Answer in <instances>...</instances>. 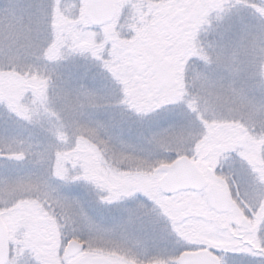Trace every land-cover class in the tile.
<instances>
[{
    "label": "rangeland",
    "instance_id": "rangeland-1",
    "mask_svg": "<svg viewBox=\"0 0 264 264\" xmlns=\"http://www.w3.org/2000/svg\"><path fill=\"white\" fill-rule=\"evenodd\" d=\"M197 2L114 0V19L94 28L83 0H0L11 259L71 264L62 249L79 238L76 257L125 264H177L198 248L264 264V0H202L178 26ZM129 33L153 53L146 83L116 63ZM183 155L228 194L225 214L202 192L158 191L161 165Z\"/></svg>",
    "mask_w": 264,
    "mask_h": 264
},
{
    "label": "water",
    "instance_id": "water-1",
    "mask_svg": "<svg viewBox=\"0 0 264 264\" xmlns=\"http://www.w3.org/2000/svg\"><path fill=\"white\" fill-rule=\"evenodd\" d=\"M83 18L91 27L98 28L110 23L115 16L114 0H83ZM200 5L190 12L187 22H193L199 15ZM162 175L157 180L158 191L165 196L179 192H202L207 207L217 214L228 210L230 200L226 192L216 186L209 185L203 172L188 157L181 156L169 164L161 166ZM84 245L76 240H69L63 250L65 257L79 254ZM7 257L6 227L0 218V264ZM178 264H220L219 258L209 250L184 251L178 255ZM73 264H123L100 256H80Z\"/></svg>",
    "mask_w": 264,
    "mask_h": 264
},
{
    "label": "snow or ice",
    "instance_id": "snow-or-ice-1",
    "mask_svg": "<svg viewBox=\"0 0 264 264\" xmlns=\"http://www.w3.org/2000/svg\"><path fill=\"white\" fill-rule=\"evenodd\" d=\"M124 39L133 43L129 45V50L122 51L120 59L116 63H120L121 60L125 62V73L134 83H146L152 75L153 53L146 45L138 41L133 33H129ZM135 45H139V48Z\"/></svg>",
    "mask_w": 264,
    "mask_h": 264
},
{
    "label": "flooded vegetation",
    "instance_id": "flooded-vegetation-1",
    "mask_svg": "<svg viewBox=\"0 0 264 264\" xmlns=\"http://www.w3.org/2000/svg\"><path fill=\"white\" fill-rule=\"evenodd\" d=\"M196 5H200L201 6V8H200V12H199V15H198V17L200 16V14H201V10L203 9L202 7H203V2H202V0H199V2H197L194 6H193V8L191 9V11L194 9V7L196 6ZM190 11V12H191ZM190 12L188 13V15L190 14ZM263 13H264V11H263ZM188 15H187V17L184 19V21H178V26H180L181 24H182V26H185V25H187V26H191V25H193L196 21H197V19H198V17L196 18V20L195 21H193V22H187V18H188ZM183 24H185V25H183ZM189 58V57H188ZM191 60V59H190ZM180 62H182V61H180ZM180 65H181V63H180ZM179 65V66H180ZM183 68L182 67H179L178 68V76L179 77H181L182 75H181V70H182ZM178 77V80H177V82L179 81V83H182V78H179ZM178 88V87H177ZM212 211V210H211ZM212 213H214V214H216L214 211H212ZM217 215H219V214H217ZM41 233V235L43 236L45 233H44V231H41L40 232ZM65 245H66V243L64 244V246H63V249H62V255H63V257H64V254H63V250H64V247H65ZM6 247H7V257H6V260H5V262H4V264H20V262L18 261V260H14V259H11L12 257H15V253H14V251H13V247L11 246V245H9V242H8V238H7V235H6ZM200 249H207V248H198V249H194V250H190V251H197V250H200ZM211 252H213L214 254H216L212 249H209ZM64 258H66V259H70V258H74L73 259V261H72V263L71 264H73V262L75 261V259L77 258L76 256H73V257H69V258H67V257H64ZM120 262V261H119ZM123 263V262H122ZM125 264V263H124Z\"/></svg>",
    "mask_w": 264,
    "mask_h": 264
},
{
    "label": "trees",
    "instance_id": "trees-1",
    "mask_svg": "<svg viewBox=\"0 0 264 264\" xmlns=\"http://www.w3.org/2000/svg\"><path fill=\"white\" fill-rule=\"evenodd\" d=\"M164 50V49H163ZM25 85V84H24ZM128 91V90H127ZM125 97H126V99L128 100V101H130V99L127 97V95L125 94ZM155 107V106H154ZM111 187H109V189H110ZM113 193V192H112ZM75 239H78L79 241H80V239L79 238H75Z\"/></svg>",
    "mask_w": 264,
    "mask_h": 264
}]
</instances>
